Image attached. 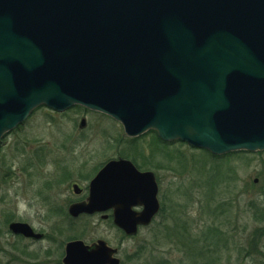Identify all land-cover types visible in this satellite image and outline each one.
Instances as JSON below:
<instances>
[{"label":"water","instance_id":"water-1","mask_svg":"<svg viewBox=\"0 0 264 264\" xmlns=\"http://www.w3.org/2000/svg\"><path fill=\"white\" fill-rule=\"evenodd\" d=\"M76 106L129 138L154 131L214 156L263 152L264 0H0V142L40 107ZM158 193L154 172L112 160L69 214L113 211L133 237L159 213ZM9 230L44 237L26 223ZM118 253L77 240L62 262L121 264Z\"/></svg>","mask_w":264,"mask_h":264},{"label":"rangeland","instance_id":"rangeland-1","mask_svg":"<svg viewBox=\"0 0 264 264\" xmlns=\"http://www.w3.org/2000/svg\"><path fill=\"white\" fill-rule=\"evenodd\" d=\"M153 134L133 141L102 114L41 107L6 135L0 143V264H62L65 245L73 240H104L120 249L122 264H186L176 247L181 235H199L213 222L231 242L218 264H264V152L231 153L218 161L180 142L165 143L168 152ZM141 157L149 163L142 171L154 172L160 189L161 211L150 226L127 238L111 219L69 215L70 205L86 197L90 181L109 160L141 164ZM8 220L28 224L43 240L12 235Z\"/></svg>","mask_w":264,"mask_h":264},{"label":"trees","instance_id":"trees-1","mask_svg":"<svg viewBox=\"0 0 264 264\" xmlns=\"http://www.w3.org/2000/svg\"><path fill=\"white\" fill-rule=\"evenodd\" d=\"M155 136V139L159 142V144L162 146V148L166 151H170L169 147L162 142L155 133L153 134ZM136 141V140H133ZM184 145V144H182ZM201 151V150H200ZM208 153V152H207ZM213 159L222 161L228 159V157L232 156L233 154L222 156V157H215L208 153ZM246 154V153H245ZM140 159V158H139ZM153 159V158H151ZM141 164L136 163V160L134 161L135 165L142 170L145 168V166H148L149 163L145 161L143 157L140 159ZM159 168V166H155ZM227 179V178H226ZM264 212V210H263ZM223 213H226V211H223ZM264 219V214H263ZM8 220L7 222H9ZM223 228V227H222ZM206 232L213 235L215 240L211 241L208 237H206ZM188 236H186V235ZM183 237V240L181 241L180 246L176 244L177 249L180 250V252L186 257L189 261L186 264H218V258L221 257L223 252H229L231 242L229 241V235L226 231L218 228L213 222L212 226L210 228H207L203 230L199 235L193 236L190 231H184V233L181 235ZM70 240V239H68ZM178 246L180 248H178ZM247 253V252H246ZM248 256H252V250L247 253ZM159 264H170L169 262H162Z\"/></svg>","mask_w":264,"mask_h":264},{"label":"flooded vegetation","instance_id":"flooded-vegetation-1","mask_svg":"<svg viewBox=\"0 0 264 264\" xmlns=\"http://www.w3.org/2000/svg\"><path fill=\"white\" fill-rule=\"evenodd\" d=\"M139 169V168H138ZM140 170V169H139ZM140 171H142V170H140ZM78 186V185H77ZM79 188V187H78ZM73 189H74V187H73ZM79 190H80V193L79 194H76V192H75V189H74V193L76 194V195H78V196H80L81 194H82V189H80L79 188ZM87 193L84 195V196H86L85 198H83V199H81L79 202H83V201H85L86 199H87V197H88V194H89V186H88V188H87V191H86ZM74 203H78V202H74ZM73 204V203H72ZM139 210H141V209H139V208H136V211H139ZM97 215H100V216H103V215H106V216H108V218L109 217H111L112 216V212H108V213H105V214H97ZM107 220V219H106ZM12 223V222H11ZM10 225V224H9ZM9 225H8V228H9ZM19 237V236H18Z\"/></svg>","mask_w":264,"mask_h":264}]
</instances>
